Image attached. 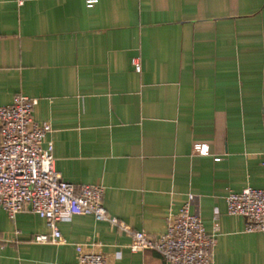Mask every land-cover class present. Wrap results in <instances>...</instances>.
I'll return each mask as SVG.
<instances>
[{"label": "crops", "instance_id": "crops-1", "mask_svg": "<svg viewBox=\"0 0 264 264\" xmlns=\"http://www.w3.org/2000/svg\"><path fill=\"white\" fill-rule=\"evenodd\" d=\"M0 0V106L36 99L64 181L99 184L109 215L164 233L188 195L213 264H264V232L244 231L225 196L264 188V0ZM140 59L136 71L132 59ZM0 208V264H75L94 244L111 264H169L89 215L57 223Z\"/></svg>", "mask_w": 264, "mask_h": 264}, {"label": "built area", "instance_id": "built-area-1", "mask_svg": "<svg viewBox=\"0 0 264 264\" xmlns=\"http://www.w3.org/2000/svg\"><path fill=\"white\" fill-rule=\"evenodd\" d=\"M95 1L88 0L87 5ZM132 64L136 71L140 70L138 57L132 59ZM35 104L36 99L16 94L9 104L0 106V208L10 220L25 210L43 218L50 234L35 235L33 241L62 243L57 223L75 215H89L129 234L132 252L152 249L169 264H213L217 214L213 216V230L208 233L199 214L190 212L195 197L188 195L178 212L169 217L161 235L132 229L108 214L101 185H76L62 179L54 167L52 144L43 146L51 127L34 120ZM225 203L228 215L245 219V232H264V188L247 186L240 192H229ZM93 247L94 244H76L75 264H111Z\"/></svg>", "mask_w": 264, "mask_h": 264}]
</instances>
